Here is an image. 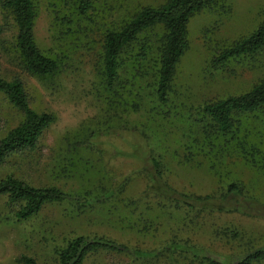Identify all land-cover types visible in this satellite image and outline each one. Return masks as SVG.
Instances as JSON below:
<instances>
[{
    "label": "rangeland",
    "instance_id": "obj_1",
    "mask_svg": "<svg viewBox=\"0 0 264 264\" xmlns=\"http://www.w3.org/2000/svg\"><path fill=\"white\" fill-rule=\"evenodd\" d=\"M32 2L34 42L56 68L45 75L26 70L14 20L0 2V77L18 78L30 108L51 113L53 120L33 149L9 153L0 162V179L11 175L32 186L55 187L79 201L44 203L21 219L15 216L21 201L0 195V264H23L22 256L57 264L59 250L76 235L100 236L127 248L93 250L82 264H208V257L233 259L264 245V216L195 214L138 197L146 182L139 170L154 156L177 191L203 195L236 182L264 204V106L234 114L227 133L209 127L202 112L203 104L246 92L264 79V47L215 60L264 19V0H215L190 16L186 49L165 103L154 93L162 26L143 32L123 51L109 89L102 62L104 32L140 7L164 0ZM141 45L145 57L138 62ZM22 118L0 93V138ZM124 178L122 192L99 198ZM171 244L191 246L195 253L170 249Z\"/></svg>",
    "mask_w": 264,
    "mask_h": 264
},
{
    "label": "trees",
    "instance_id": "obj_2",
    "mask_svg": "<svg viewBox=\"0 0 264 264\" xmlns=\"http://www.w3.org/2000/svg\"><path fill=\"white\" fill-rule=\"evenodd\" d=\"M9 10L16 26L15 44L28 72L35 75L52 73L54 60L43 55L33 38L35 11L32 0H0ZM215 0H164L156 7L142 6L121 26L107 29L103 38L104 87L109 89L117 77L119 58L143 32L154 26L163 27V40L159 46L154 93L156 99L165 103L175 66L186 49V26L190 16L203 8L210 7ZM1 31V26H0ZM264 47V19L247 36L222 49L215 60L223 62L239 55H250ZM138 62L145 57V46L135 52ZM140 65V64H139ZM0 93L22 114V120L0 138V162L9 154L31 150L38 136L52 122L49 112H36L30 108L23 85L18 78L6 80L0 77ZM264 106V79L259 80L243 93L228 95L202 106L208 126L217 132L227 133L234 127V114L253 111ZM145 177V187L139 198L156 199L162 206L181 208L187 212L216 213L237 212L243 215L264 216V204L246 194L236 182H230L221 190L203 195L189 194L172 188L163 178L157 158L149 156L139 170ZM125 178L116 186L104 188L99 198L109 199L122 192ZM0 195L10 201H21L15 212L17 218H27L36 213L44 203L79 199L55 187L32 186L7 175L0 179ZM138 198V199H139ZM131 199L128 202H134ZM85 200L83 204H89ZM127 205V203H125ZM181 248L194 252L191 246L171 244L170 249ZM104 249L127 251L113 240L100 236L76 235L63 246L57 256V264H82L84 256L93 250ZM195 253V252H194ZM264 259V245L255 247L233 259L206 258L208 264H253ZM23 264H36L31 257L22 256Z\"/></svg>",
    "mask_w": 264,
    "mask_h": 264
}]
</instances>
